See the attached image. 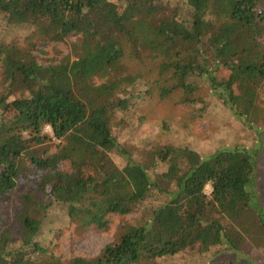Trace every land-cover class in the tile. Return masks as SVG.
I'll use <instances>...</instances> for the list:
<instances>
[{
	"label": "trees",
	"instance_id": "16d2710c",
	"mask_svg": "<svg viewBox=\"0 0 264 264\" xmlns=\"http://www.w3.org/2000/svg\"><path fill=\"white\" fill-rule=\"evenodd\" d=\"M210 1L0 0V264H264L263 0ZM43 43L67 51L44 63L34 53ZM122 45L160 58L194 118L209 100L190 94L208 87L251 142L203 157L166 120L158 138L141 135L148 91L136 80L84 85ZM142 138L138 159L126 145ZM25 168L34 180L20 192ZM116 213L99 255L55 252L58 228L110 230Z\"/></svg>",
	"mask_w": 264,
	"mask_h": 264
},
{
	"label": "rangeland",
	"instance_id": "374dc122",
	"mask_svg": "<svg viewBox=\"0 0 264 264\" xmlns=\"http://www.w3.org/2000/svg\"><path fill=\"white\" fill-rule=\"evenodd\" d=\"M220 2L221 0L210 1L211 4H218V7L223 4ZM262 8L264 9V0ZM122 46L123 52L118 54L110 65L103 69L96 67L83 77L84 85H94L111 79H118L126 83L130 82L129 80H136L138 86L148 91L137 108V111L144 114L146 119L141 127L144 129L141 135L150 139L158 138L160 133L157 123L166 120L175 125L174 136L171 134V138L177 142H189L203 157L209 156L221 145H247L251 142L253 132L250 126L244 124L227 107H220L217 101L209 96L208 87L201 88L195 94H190L191 98L204 96L209 100L207 112L194 118L190 113L194 104L180 101L184 93L183 88L177 85V79L173 72L162 73L159 70L160 58L145 53L138 56L132 55L126 45ZM39 47L41 49H36L34 53L44 63H58L67 51L64 43H43ZM106 48L107 45L104 46V49ZM101 54H105V51ZM259 135L264 143V128ZM147 141L148 139L143 138L138 141L131 140L126 146L139 159L143 154V145ZM258 166L259 172L263 175L264 147L258 153ZM34 171L31 168L22 170L18 178L20 192L25 191L30 182L34 180ZM206 188L209 189L208 185ZM257 188L264 201V183L258 184ZM130 215L127 214L126 217ZM118 217L120 216L117 213L114 214V222L110 230L98 228L96 225L77 227L75 224L58 228L54 244L55 252L63 256L80 254L91 257L99 255L104 246L114 239ZM208 264L228 263L220 258L218 260L211 259ZM259 264H263V262H259Z\"/></svg>",
	"mask_w": 264,
	"mask_h": 264
},
{
	"label": "built area",
	"instance_id": "2783aa9c",
	"mask_svg": "<svg viewBox=\"0 0 264 264\" xmlns=\"http://www.w3.org/2000/svg\"><path fill=\"white\" fill-rule=\"evenodd\" d=\"M207 185H208L209 189H207V188L205 187V192H206V193H209V192H211L212 187H211L209 184H207Z\"/></svg>",
	"mask_w": 264,
	"mask_h": 264
}]
</instances>
